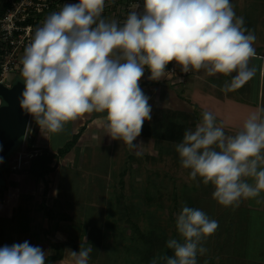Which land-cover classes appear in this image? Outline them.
Returning a JSON list of instances; mask_svg holds the SVG:
<instances>
[{
  "label": "clouds",
  "instance_id": "9594fccd",
  "mask_svg": "<svg viewBox=\"0 0 264 264\" xmlns=\"http://www.w3.org/2000/svg\"><path fill=\"white\" fill-rule=\"evenodd\" d=\"M105 6L106 0L64 4L24 48L20 105L48 133H61L84 114L104 113L105 133L135 148L144 121L151 119L149 97L139 85L145 69L150 80L162 79L172 61L183 73L231 76L224 93L255 75L249 62L256 36L231 0H143L142 10L136 3L122 23L103 18ZM175 150L189 179L211 184L221 206L264 193V107L250 113L234 135L203 111ZM218 227L203 210L183 206L175 217L178 238L166 241L173 254H157L149 264H198L197 256L208 251L204 242ZM91 251L70 252L75 264H89ZM45 261L46 253L28 241L0 247V264Z\"/></svg>",
  "mask_w": 264,
  "mask_h": 264
},
{
  "label": "rangeland",
  "instance_id": "374dc122",
  "mask_svg": "<svg viewBox=\"0 0 264 264\" xmlns=\"http://www.w3.org/2000/svg\"><path fill=\"white\" fill-rule=\"evenodd\" d=\"M122 1L106 0L104 10H130L132 2L123 4ZM78 2L58 3L62 7ZM17 79L23 80L20 70L4 73L2 81L9 85ZM33 120L30 115L25 136L36 126ZM66 127L59 134L49 133L52 140L48 151L54 154L51 160L54 168L43 178L36 179L25 172L31 156L25 149V138L5 155L9 167L0 178L1 247L24 241L37 246L40 242L43 251L48 245L45 253L53 254L56 250L50 242L58 244L69 238L77 245L81 243L78 250L92 249L89 264H149L155 255L165 253L170 237L178 238L175 214L188 206L203 210L219 222L218 229L204 242L208 251L197 256L198 264H235L233 249L245 253L241 256L243 264H261L259 260H264V214L257 215L253 210L250 214L249 209L246 210V224L242 230L236 229L238 236L234 237L231 217L225 212L214 215L210 211L212 204H218L212 196L200 198L201 191L191 189L198 185H184L189 177L186 169L181 167L172 143H162L156 155L146 145L140 148L147 152L145 155H139L140 151L138 155H131L129 148L117 140L109 144L103 140L94 146H77L74 143L76 137L70 136ZM42 144L36 143L37 146ZM63 148L67 153L72 150L74 157L81 154L82 161L78 163L79 158L70 162L61 160L60 156L64 157L65 153L60 155L58 149ZM137 170L139 174L135 175ZM173 177L183 183L172 185ZM176 196L178 198L173 202ZM246 200L249 204H259L256 198ZM229 209L225 207L224 211ZM83 227H86L85 233L77 236ZM88 228L94 231L100 228L104 232L98 245L92 246L85 240ZM146 233L161 236V243L150 247L146 239H142ZM70 251L73 250L65 245L60 259L50 263L75 264Z\"/></svg>",
  "mask_w": 264,
  "mask_h": 264
},
{
  "label": "crops",
  "instance_id": "0c3cea01",
  "mask_svg": "<svg viewBox=\"0 0 264 264\" xmlns=\"http://www.w3.org/2000/svg\"><path fill=\"white\" fill-rule=\"evenodd\" d=\"M64 1L66 0H55L53 5H51V8L56 10L52 11H58V8L61 7L60 3ZM67 1L72 2V0ZM132 1L134 0H124L122 1V3L124 4ZM6 2L7 0H0V8H3L6 5ZM235 2V0H231V3L234 5L236 14L238 16H243L245 20V26L249 30L253 31L256 36V40L253 45L256 55L251 58L249 62V66L256 69L254 77L235 91L224 93L223 91H221V87L225 83L231 82V76L216 74L215 76L210 77L206 74L205 71L201 70L199 72L193 71L184 73L180 75V78H178L179 74L175 73L170 75L167 72V68H169L171 65L177 66L176 62L172 61L169 62V64L166 66V73L162 79L150 80L148 79L150 72L148 71V69H145L144 76L141 77L139 85L143 92L149 97L148 103L152 108L151 114L155 108H168L169 110H172L174 112L173 119L176 122L184 124L185 129H187L194 127L195 124L199 122L201 113L203 111H211L216 116L217 124L224 127L226 135H234L236 131L242 128L243 122L246 120L250 113L257 111L261 107H264V0H239V2ZM129 11L130 10H104L102 17L109 20L114 19L118 23H122ZM107 12L110 13L107 14ZM104 115V113L93 112L90 114H84L77 120L67 123L66 126L68 127L70 132L69 135L71 136L76 134L74 142L75 145L78 146L82 144H91L92 146H94L96 142H100L103 140L106 141L105 143H112L113 139H111L110 136L105 133V128L102 125ZM149 121L150 120H145L144 123L146 124ZM51 140V135L43 129H40V127L37 125V135L34 138V142L32 143V145L37 148V150H40L42 148L49 150L48 148ZM117 141L120 144H123L122 141ZM39 142L43 144L41 146H37L36 143ZM164 142L167 141L139 135L133 142L136 144V147H127L129 148L131 155H138L137 153L140 151L139 155L142 156L147 152L140 150L141 145H146L149 149L154 151L156 155L158 152H160V146ZM169 143H172L174 145L173 147L175 148L176 144H178L176 142ZM64 155V157L60 156L61 160L63 159L64 161L70 162L71 160H73V158H79L78 163L82 161L83 157L81 154H78V156L74 157L75 154H73L72 150H70L68 153L65 152ZM177 170L178 169L176 168V171ZM185 171L187 172H185L187 177H189V170ZM134 174H139L138 170ZM47 178L49 179V177ZM47 178L45 179L47 180ZM178 180V178L175 179L173 177L172 185L179 186L181 185V183H183ZM192 184L198 185L197 187H195V189L193 187L191 189L194 191H197V189H199V191H201V193H199L200 198L212 196L214 188L211 184L204 185L202 182H192L190 179H188V182L184 183V185ZM174 189L178 190V188ZM177 198L178 197L176 196V198L173 199V202ZM256 200L259 201L258 205L257 203L249 204L245 199L242 200L243 202L241 201L238 205L231 206V210L229 209L228 211H224V206H221L219 204H217L216 206L215 204H212V209L210 211L214 215L225 212V215L231 217L232 233L235 237V235L238 236V233H236V229L240 231L246 224L247 220L244 218V216L247 214V212H245L246 210L249 209L250 214H252L250 212L251 210H253V213L257 215H261V213L264 214V193H261V196L256 198ZM176 215L177 214H175V216ZM234 219H236L237 221H235ZM38 238L39 237H37L36 239ZM39 244L41 243L37 242V246H43L42 244ZM66 247L73 250L69 245H66ZM46 249H48V245L45 247L44 252H46ZM233 254L234 263L243 264L241 256H244L245 253H242L240 251L238 252L236 249H233ZM236 259H238V262ZM217 262L220 263V261L218 260ZM259 262H261V264H264V260H259Z\"/></svg>",
  "mask_w": 264,
  "mask_h": 264
},
{
  "label": "trees",
  "instance_id": "16d2710c",
  "mask_svg": "<svg viewBox=\"0 0 264 264\" xmlns=\"http://www.w3.org/2000/svg\"><path fill=\"white\" fill-rule=\"evenodd\" d=\"M51 2V1H50ZM55 2V0H52V4ZM4 8V7H3ZM3 8H0V11L3 10ZM174 112L172 110H169L168 108H155L151 114V119L148 123H143L142 131L140 133L141 136L144 137H151V138H158L165 140L167 142H176L179 143L183 139V133L185 131V125L179 122H176L174 119ZM33 124H36L35 120L32 121ZM37 132V124L34 125L33 128H31L30 133L28 136H25V149L31 154V156L28 158V165L25 168V172L32 175L34 178H43L45 174L50 172L53 169L54 165H51L52 157H54V154L49 152L47 149H40L37 151V149L32 145L35 134ZM76 137V134L73 135ZM22 140L17 141L15 144V148L20 144ZM66 148L58 149V153L62 155L66 152ZM8 165H5L2 169V172H4L6 169H8ZM110 223V222H106ZM85 228H82V231L78 230V236L79 234L85 233ZM107 228L111 229V226H108ZM84 231V232H83ZM103 231L99 228L98 230L94 231L93 228H88L86 232V238L85 240L90 243V245H98L102 239H103ZM113 235V234H112ZM150 236V237H149ZM146 239L148 244L151 246H155L158 243H161V236H156L153 234V236L149 233H146L143 235L142 239ZM91 239V240H90ZM92 239L94 241L92 242ZM156 242V243H155ZM81 244V243H80ZM79 244V245H80ZM94 244V245H93ZM50 245L54 247L56 250L53 254H46V261L45 264H51L52 260L60 259L61 257V251L65 245H69L74 251L78 250L79 245H77L74 242H71V239H66L62 243L56 244L55 242H50ZM83 246V245H82ZM165 246V244L163 245ZM166 255L171 256L172 250L165 248ZM91 258V256L89 257Z\"/></svg>",
  "mask_w": 264,
  "mask_h": 264
},
{
  "label": "built area",
  "instance_id": "2783aa9c",
  "mask_svg": "<svg viewBox=\"0 0 264 264\" xmlns=\"http://www.w3.org/2000/svg\"><path fill=\"white\" fill-rule=\"evenodd\" d=\"M140 4L142 10L143 1L134 0L130 11ZM51 2L48 0H7L3 10L0 11V79L4 73L16 72L21 69L20 60L24 48L30 42L34 30L41 26L47 14H51ZM58 5V4H57ZM129 11V12H130ZM184 74L179 66L167 68L168 74ZM178 73V74H179ZM31 128L29 129V131Z\"/></svg>",
  "mask_w": 264,
  "mask_h": 264
},
{
  "label": "water",
  "instance_id": "95a60500",
  "mask_svg": "<svg viewBox=\"0 0 264 264\" xmlns=\"http://www.w3.org/2000/svg\"><path fill=\"white\" fill-rule=\"evenodd\" d=\"M24 90L22 80H15L9 85L0 79V178L6 165L5 155L25 137L30 114L20 105Z\"/></svg>",
  "mask_w": 264,
  "mask_h": 264
}]
</instances>
